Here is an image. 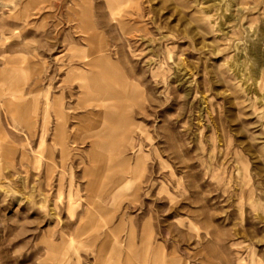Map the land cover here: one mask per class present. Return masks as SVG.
I'll return each instance as SVG.
<instances>
[{
	"label": "rangeland",
	"instance_id": "1",
	"mask_svg": "<svg viewBox=\"0 0 264 264\" xmlns=\"http://www.w3.org/2000/svg\"><path fill=\"white\" fill-rule=\"evenodd\" d=\"M0 264H264V0H0Z\"/></svg>",
	"mask_w": 264,
	"mask_h": 264
},
{
	"label": "bare ground",
	"instance_id": "2",
	"mask_svg": "<svg viewBox=\"0 0 264 264\" xmlns=\"http://www.w3.org/2000/svg\"><path fill=\"white\" fill-rule=\"evenodd\" d=\"M89 82L90 83H88V85H86V87H87L88 90L92 89V87L94 85V79L93 78L89 79ZM101 105H103V102H101ZM121 116H122V114H120V113L119 114H116V117L117 118H121Z\"/></svg>",
	"mask_w": 264,
	"mask_h": 264
}]
</instances>
